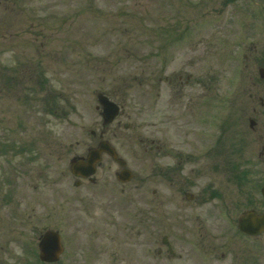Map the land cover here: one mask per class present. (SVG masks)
Returning <instances> with one entry per match:
<instances>
[{
  "label": "rangeland",
  "instance_id": "rangeland-1",
  "mask_svg": "<svg viewBox=\"0 0 264 264\" xmlns=\"http://www.w3.org/2000/svg\"><path fill=\"white\" fill-rule=\"evenodd\" d=\"M34 6L44 19L34 26L43 39L34 41L16 23L15 42H1L7 18L0 1V264L33 262L37 229L55 226L57 190L73 193L68 161L83 151L89 131L100 129L98 90L128 113L119 119L129 129L115 122L107 128L119 132L116 149L131 170L141 162L152 172L175 157L165 149L163 157L140 153L135 160L139 139L148 146L165 135L177 152L194 151L216 167L202 180H147L141 187V210L157 189L156 209L167 214L182 252L157 264H264V231L251 237L236 227L244 210L264 211V80L257 73L264 66V0H34ZM49 98L56 114L43 108ZM215 152L218 158L208 156ZM117 168L107 162L97 177L111 185ZM201 187L215 193L211 204L197 195ZM185 191L196 200H186ZM204 230L218 236L212 251L201 245ZM148 231L142 227L139 252L149 259Z\"/></svg>",
  "mask_w": 264,
  "mask_h": 264
},
{
  "label": "flooded vegetation",
  "instance_id": "flooded-vegetation-1",
  "mask_svg": "<svg viewBox=\"0 0 264 264\" xmlns=\"http://www.w3.org/2000/svg\"><path fill=\"white\" fill-rule=\"evenodd\" d=\"M0 1L4 4L7 18V27L5 33L1 36V42H15L14 39L18 36L12 34H17L18 32L15 27L16 23H24L31 38L32 35L35 36L34 41L43 39L44 33H36L34 28V26L43 27L44 23V19L38 14V7L34 6V0ZM29 45L31 46V43ZM36 46L43 47L42 44H36ZM39 52L42 56H47L44 50L39 49ZM30 61H23L24 64L20 66L22 71L29 70ZM57 61L58 56H55V62ZM23 73H27V71H23ZM192 76L193 74L188 73L185 76V82L189 83ZM178 78L179 80L181 79L180 76ZM38 82L40 84V81ZM40 86L42 87V84ZM45 105L48 108L47 112L56 114L57 109L54 106L50 110V98L45 99L43 108ZM118 105L119 113L111 123L115 122L117 127L122 125L121 127L124 129H129L131 127L130 124L125 122L121 123L119 119L122 116L126 117L128 113L125 114L121 104L118 103ZM95 108L100 114L99 107L95 105ZM108 126L102 130V125L100 124V129H91L88 140H84L87 143L85 148L80 154L76 155L83 162L90 155L98 154L99 161L95 164L96 167L93 176L81 177L70 173L73 183V193L60 194V188L57 190L60 199L57 198L56 194L54 203V214H57L55 216V226L43 225L36 231L37 240L35 250L43 234L48 231H53L59 237L61 252L54 260L50 261L41 259L39 254L35 252L34 255L36 257L34 256L33 262L28 264H157L172 261L181 256L182 252H179L176 248L174 230H171V223L169 222L167 214H158L159 210L156 209L155 199L158 197L156 195L157 189H153V195L151 197L152 204H150V207L141 210V187L145 185L147 180L154 185L160 184L162 181H169L170 184L175 180L176 182L186 181L190 176L192 178L195 177L196 180H202L206 170L208 172L210 168L215 169L216 167L210 163H205L194 151L188 150L185 154L183 152H177V142L169 141V137L171 136L165 135V140L158 139L155 142L150 141L148 146L145 145L146 141L139 139L137 145L140 148H138L139 151L135 150L134 152L135 160L140 153L144 155V158L153 155L156 158L163 157L166 154L163 153L165 149H170L175 152V157L171 158L167 163H161L155 166V170L152 172L143 171L142 164L139 162L132 171V178L126 181H120L116 177L117 179L114 178L112 184L108 185V177H97V174L104 175L105 170L102 168L107 162L116 166L118 165L107 153L104 151L99 152L97 149L99 150L101 145L108 143V141L116 147L115 139L120 137L119 132L107 128ZM165 142L168 143V146L163 145ZM191 154L193 156L189 157ZM211 155L218 158L216 152L214 154L210 153L208 156ZM188 166L189 169H186ZM108 167L107 169H110V164H108ZM118 168L113 171V175L118 173ZM147 175H149L148 178H146ZM131 182L133 183L132 185ZM135 182L137 183L135 184ZM80 188L86 189L88 195L81 194V191L78 190ZM116 189L119 190V194H116ZM130 190L133 191L132 194L129 193ZM98 192H102V195L98 194ZM207 193L208 195L206 196ZM197 195L201 198H206V203L208 204H211L215 197V193L211 195L208 191L206 193L203 192V187L199 189ZM184 197L186 200H196V194L192 192L188 193V191H185ZM161 204H158V206L161 207ZM76 205L78 208H76ZM74 206L75 209H71ZM142 227L149 229V240L152 243L149 249L151 251L153 249V254L147 253L148 255L152 254L149 259L148 257L145 258L146 253L143 255L144 253L141 254L139 252V247L142 245L140 242ZM66 232H69L70 235H67ZM206 233L209 236H205L204 234ZM200 238L201 245L211 249L214 248V240H217L218 236L204 230L200 234ZM180 241L185 242L184 238H181ZM189 245H192V242ZM209 251L205 249V252ZM140 260L144 261L141 262Z\"/></svg>",
  "mask_w": 264,
  "mask_h": 264
},
{
  "label": "water",
  "instance_id": "water-1",
  "mask_svg": "<svg viewBox=\"0 0 264 264\" xmlns=\"http://www.w3.org/2000/svg\"><path fill=\"white\" fill-rule=\"evenodd\" d=\"M258 74L264 79V67L258 68ZM99 100L103 104L104 123H108L116 115L118 107L107 100L106 97L99 95ZM253 121H251L252 125ZM100 150H105L113 154L112 148L108 144H102ZM92 154V153H91ZM98 159V154L90 155L85 162L77 159L71 160L72 171L76 174L88 175L94 171V164ZM128 174V172H126ZM129 176V175H128ZM122 177L126 178V175ZM261 193L264 198V179L261 186ZM238 227L240 230L248 234H257L264 229V213H258L254 210L245 211L238 219ZM41 257L44 259H53L59 250V240L56 234L49 231L45 233L40 241Z\"/></svg>",
  "mask_w": 264,
  "mask_h": 264
}]
</instances>
